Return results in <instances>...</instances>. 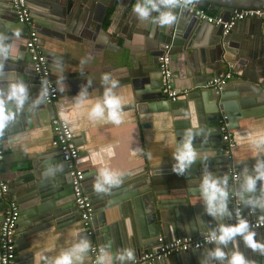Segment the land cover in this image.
Instances as JSON below:
<instances>
[{"label": "water", "instance_id": "95a60500", "mask_svg": "<svg viewBox=\"0 0 264 264\" xmlns=\"http://www.w3.org/2000/svg\"><path fill=\"white\" fill-rule=\"evenodd\" d=\"M32 1L37 2V0H26L27 5ZM100 1L42 0L40 10L45 11L44 15L36 13L35 9H29L32 17L31 27L41 36L56 40L58 43H63L66 39L81 43L83 40L90 39L84 37L85 32L91 33L96 29L95 26L91 28V22H101L93 18L96 5ZM198 1L208 4V8H220L218 15H221L223 19H226L234 9H264V0ZM112 3L113 0L107 6L112 7ZM3 7L0 4V9H4ZM128 11L129 7L126 12ZM173 11L177 16V22L171 26L150 23L146 31L153 42L150 45L145 44L137 50V57L141 63L149 67L148 72L153 73H148V77L155 79L157 83L155 86H147L143 91L137 92L138 96L135 97L136 105L134 106L139 113L168 111L172 118L178 144L182 142L184 134L189 128L203 129L201 135L194 138L193 145L201 153L208 154L214 151L215 155L206 160L198 158L190 169L185 170L182 175L185 188L183 195L185 196L178 200L157 198L163 190L156 187L163 185L167 188L181 187L180 184H177L176 177H163L165 173L162 171L146 173L138 177H133L134 175L130 172L120 174L121 183L106 185L109 191L99 193L94 190L97 179L95 172L92 170L83 171V187L93 207L91 215L93 237L100 248L110 245L109 251L113 256V264L120 262L115 257L125 248H132L137 256L145 252L151 245L156 244L158 237H161L163 241H169L174 237H197L204 232L216 230L220 224L232 219L236 203L244 217L264 215V207L258 204H246L235 194L242 183L245 169L248 174H255L257 157L232 161L230 154L223 151V142L217 127L219 114L226 115L228 128L231 132L233 129L241 127L242 124H250L264 119V88L254 84L225 85L219 91L205 87V81L211 75L221 72V65L231 67L233 59L229 55L232 54L233 49L229 45V32L222 33L220 26L196 19L183 6L173 9ZM27 29L26 25L12 20L11 15L6 11H0V35L11 36V41L15 42L19 50L24 52H26L24 42ZM99 29L103 31L102 28ZM16 30L20 31L18 38L14 35ZM6 37L8 38V36ZM112 39L114 41V38ZM11 41L7 42L5 39L4 42L12 44ZM37 43L47 63L51 62L53 57L60 58L59 55H62L57 48L54 50L44 48L40 37H38ZM60 47L63 48L61 45ZM210 49L214 50V56L209 57ZM164 50L168 55L171 88L175 92L182 89L187 90L185 95L173 101L167 99L162 93L160 73L156 67L157 57ZM20 54V52L14 53V56L10 55L9 59L5 60L4 70L10 69L13 74L11 77H0V81L19 79L28 85L33 76L36 83L30 61L29 63L25 62L23 57L19 56ZM60 59L56 62L57 65L60 64ZM151 64H155V68L151 69ZM60 67L62 68V66ZM178 78L187 79L190 84H185L183 87L178 86L176 82ZM52 80L58 89L59 80ZM75 81H80V79L77 78ZM29 86L31 85L29 84ZM0 87L6 90L7 84L0 83ZM255 91L257 93L251 96L242 95ZM44 106L50 116H53L54 110L50 103H39L35 107H32V102L28 105L25 104L22 111L17 114L16 120L9 122L5 134L16 135V133L22 132V129L29 128L31 114L36 117L35 110ZM259 158L264 160V156ZM25 159L27 162L15 180H19V183H13L8 193L11 199L27 205L21 209L18 206L20 220L17 221L16 232L21 233L22 239L24 236L27 238L26 241L23 240V244L28 243L40 229L38 227L46 225V222L53 221L62 225L66 221L70 222L72 217L78 218V211L72 201L68 170L61 158L60 151L51 148L25 157ZM205 169L214 176L227 175L229 177L227 207L231 215H224L220 220L207 214L206 205L200 195L199 185L205 174ZM232 172H236L238 184L232 183ZM193 185L197 187L190 188ZM260 188L261 182L257 181L256 192L254 194L244 193V198L259 197L261 195ZM190 198L196 202L190 204ZM35 199L36 201L33 202L32 200ZM261 203L264 204V201ZM49 204L51 205L49 206ZM113 205H116L117 219L109 220V216H112L110 208ZM5 206V200L0 198V220ZM27 209L31 210L23 212ZM37 215H41V217L35 219L34 217ZM251 231H255L256 240L264 243V227L251 229ZM82 233L85 236V233ZM237 237H242L241 244L235 239L229 241L226 246L219 245L226 253V258L223 261L216 260L209 255L217 247L214 242L200 249L176 252L175 264H227V258L233 251L242 252L250 264H264V253L249 248L242 235ZM27 243L24 247L28 245ZM207 246L213 247L204 249L208 248ZM27 256L30 254L27 253L19 259H25ZM165 259L150 264H162L161 261ZM164 264L166 263L164 262Z\"/></svg>", "mask_w": 264, "mask_h": 264}, {"label": "crops", "instance_id": "0c3cea01", "mask_svg": "<svg viewBox=\"0 0 264 264\" xmlns=\"http://www.w3.org/2000/svg\"><path fill=\"white\" fill-rule=\"evenodd\" d=\"M41 2L42 0L28 2V7L30 10L35 9L36 13L44 15L45 11L40 10ZM108 3H111V0H101L97 3L93 18L101 22H91V28L95 26L96 29L91 33H84L85 38H90L86 41L83 40L79 43L66 39L63 43H58L56 40L37 33L38 37L42 39L44 48L52 50L57 48L63 55H59L61 59L53 57V60L47 63L50 78L59 80L58 96L52 103L54 115L65 120L73 133V139L78 148V157L75 161L77 168L83 171L92 170L97 176L102 168H108L119 174L130 172L134 175L133 177L162 171L165 173L163 177H176L177 184H180L181 187L167 188L165 185L156 187L163 190L157 198L178 200L185 196L183 195L185 188L182 175H177L173 171V165L176 163L173 156L179 144L175 137L170 113L168 111L139 113L134 106L136 105L135 97L138 96L137 92L143 91L147 86H155L157 83L155 79L148 77V73H153L148 72L149 67L142 64L137 57V50L145 44L150 45L153 42L146 31L150 23L141 21L134 13L133 7L137 0H113L112 7H108ZM0 4L4 6V9H0V11H6L15 21L9 0H0ZM128 7L129 11L126 12ZM216 10L220 12L219 8ZM107 12H109L108 22L104 25ZM157 15V13H153V18ZM130 23L131 25H129ZM129 26L130 28H128ZM99 28H102L103 31ZM4 37L7 42L12 40L9 35H4ZM228 39L229 45L233 49L232 54L229 55L233 62L231 67L221 65V71L230 70L232 72L226 86L254 84L263 89L264 22L257 17L243 18L229 30ZM11 42L14 53L20 52L19 56L29 63L27 53L20 51L18 45ZM210 52L209 57L214 56V50L210 49ZM58 59L61 60L59 65L56 64ZM153 68H155V64H151V69ZM4 73L5 77H11L13 74L10 69L4 70ZM105 73L109 75V82L102 84L101 78ZM77 78L80 81H75ZM112 79L119 81L113 91L121 97L123 104L122 122L119 125L106 118L93 120L88 115L92 104L103 99L104 90L111 87ZM88 80L92 82L90 86H88ZM10 82L12 80L0 81L7 85ZM176 82L181 87L190 84L187 79L183 78L176 79ZM28 87L31 97L26 103L27 105L40 96L39 87L34 82L33 76L29 80ZM82 87L86 88L88 98L83 105L78 106L75 103V97ZM255 93L257 92H246L242 95L251 96ZM35 113L36 117L31 114L29 128L22 129V132L16 133V135L4 134L1 139L3 158L0 161V180L8 184L9 190L13 183H19V180H15L27 162L25 157L52 148L50 146L51 116L45 106L37 108ZM240 126L232 131L234 146L230 151L231 160L240 161L256 158L258 155H260L259 157L264 156V146L257 147L252 143L254 138L264 135V119ZM159 177L161 176L159 175ZM232 183L238 184V179H232ZM194 187L197 186H190V188ZM189 200L190 204L196 202L193 198ZM32 201L35 202L36 199ZM16 203L20 209L27 206L25 203L17 201ZM29 210L31 209L23 212ZM110 211L112 216H109L108 219H117L116 205H113ZM40 217L41 215H37L34 218ZM19 220L20 218L17 219V221ZM16 228H18L17 222L14 264H50L51 259L71 248L81 238H85L79 218L76 217H72L70 222L66 221L62 225L53 221L46 222V225L38 227L40 229L36 231L33 238L24 244L23 240L26 241L27 238L24 236L22 239L21 233L16 232ZM235 239L241 244L242 237ZM26 243L28 245L24 247ZM207 247L204 249L207 250L213 246ZM27 253L30 256L19 259ZM42 255L48 258L47 262L42 259ZM175 255L176 253L169 255L164 261H161L162 264L164 262L175 264L177 259ZM83 264H90L89 253L85 255Z\"/></svg>", "mask_w": 264, "mask_h": 264}, {"label": "clouds", "instance_id": "9594fccd", "mask_svg": "<svg viewBox=\"0 0 264 264\" xmlns=\"http://www.w3.org/2000/svg\"><path fill=\"white\" fill-rule=\"evenodd\" d=\"M198 3V0H137L133 7L134 13L144 22H155L161 26H171L177 22V16L173 9L183 5ZM153 13L158 15L153 18ZM14 35L18 38L20 31L16 30ZM5 37L0 35V77L4 76V62L9 59L10 55L14 56L12 44H6ZM84 63V61H81ZM62 78V77H61ZM109 82L107 73L102 75L101 83ZM91 80H88V86L91 85ZM119 84L117 79L111 80V87L104 90L103 99L97 100L92 104L88 113L90 119H107L108 121L119 125L122 122L123 104L121 97L118 96L113 89ZM48 95V89L45 86L40 96L32 101V107L39 103H43ZM88 98V93L85 87L75 97V103L78 106L84 104ZM29 102V87L23 80L14 79L7 85L5 90L0 87V139L4 137L5 129L8 128L10 121H15L17 114L22 111L24 105ZM106 114V115H105ZM203 129L189 128L186 130L182 142H179L174 153L175 164L173 171L177 175H184L186 169H190L193 164L200 159H207L214 156L215 152L211 151L208 154H202L194 145L193 140L196 136L201 135ZM252 143L257 147L264 146V135H260L252 140ZM257 156L255 164V174H248L245 169L242 176V183L238 191L235 193L246 204H258L264 207L261 201H264V160ZM119 173L113 172L108 168H102L98 172L97 179L94 184V190L99 192H108L109 188L106 185H118L121 183ZM227 175L217 177L205 169V174L202 177L199 185L202 201L206 205L207 214L213 218L220 220L224 215H231L228 211L229 192ZM257 181L261 182L259 197L253 198L249 196L244 198V193L256 192ZM238 235H242L245 244L253 251L260 250L264 253V243L255 239V231L249 230V222L240 218L234 225L220 224L216 230L211 231L207 239L209 242H215L217 247L209 253L216 260L223 261L226 258V253L219 245H227L229 241H234ZM91 248V242L87 238H81L71 248L64 250L58 256L51 259L50 264H83L84 257ZM110 245L100 249L96 258V264H113V256L109 251ZM116 259L121 262L125 260L135 261V252L132 248H125L122 252L117 253ZM42 259L47 262L48 258L42 255ZM227 264H250V261L245 258L242 252L233 251L227 258Z\"/></svg>", "mask_w": 264, "mask_h": 264}, {"label": "built area", "instance_id": "2783aa9c", "mask_svg": "<svg viewBox=\"0 0 264 264\" xmlns=\"http://www.w3.org/2000/svg\"><path fill=\"white\" fill-rule=\"evenodd\" d=\"M9 3L15 20L26 25L28 28L26 31L24 46L31 63L34 79L39 86L40 94L44 87H47L48 95L44 102L52 104L58 96V89L52 78H50L45 56L41 52L37 43L38 34L31 27L32 17L27 2L26 0H9ZM183 7L187 8L196 19L220 26L222 33L229 32L236 22L243 18L257 17L264 22V9H234L226 19H223L222 16L218 14H207L199 7V1L198 3L183 5ZM156 67L160 73L161 91L167 99L173 101L187 93L186 89L175 92L174 89L171 88V72L168 68V55L165 50L157 57ZM231 75L232 72L230 70L221 71L219 74L211 75L205 81L204 85L205 87L219 91L227 84ZM217 127L220 139L223 142V151L226 154H230V151L234 146V140L232 132L228 128L225 114H219L217 118ZM50 129V146L60 151L61 158L67 167L72 201L78 211V218L82 230L85 233L86 238L91 242V248L88 251L90 264H96V258L101 248L95 242L93 237V227L91 224L93 207L83 187V170L77 168L75 164L76 158L78 157V148L74 142L73 133L67 122L55 115L50 118ZM2 158L3 147L0 139V161ZM231 179H237L236 173L231 174ZM8 193V184L0 180V198H3L6 203L0 220V264L15 263V227L19 217V208L16 201L8 196ZM240 218L249 222V230L264 227V215L257 217H244L239 210L238 203L235 204L232 219L225 222L224 225H234ZM210 233L211 232H206L197 237H174L169 241H163L161 237H158L157 243L150 246L145 252L135 256L134 262L125 260L123 262L120 261L117 264H150L154 261L167 258L172 253L183 252L188 249H200L206 245L214 243L209 242L207 239Z\"/></svg>", "mask_w": 264, "mask_h": 264}, {"label": "trees", "instance_id": "16d2710c", "mask_svg": "<svg viewBox=\"0 0 264 264\" xmlns=\"http://www.w3.org/2000/svg\"><path fill=\"white\" fill-rule=\"evenodd\" d=\"M199 7L202 8L207 14H210V15H216V14L219 13V12H217L216 9L208 8V4H206L204 2H199ZM108 16H109V12L106 13L105 20H104V25H106V23L108 22L107 21L108 20Z\"/></svg>", "mask_w": 264, "mask_h": 264}]
</instances>
